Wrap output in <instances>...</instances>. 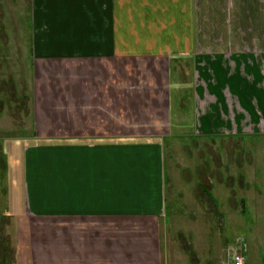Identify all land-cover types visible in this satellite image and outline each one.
<instances>
[{"label": "crops", "instance_id": "1", "mask_svg": "<svg viewBox=\"0 0 264 264\" xmlns=\"http://www.w3.org/2000/svg\"><path fill=\"white\" fill-rule=\"evenodd\" d=\"M32 1L34 121L41 137L57 139L25 150L24 205L13 218L14 264L56 263L52 240L36 236L55 220L80 227L84 246L80 253L74 246L76 256L82 255L77 258H111L113 248L122 247L114 227L153 230L166 219L163 144L79 140L74 134L115 130L114 106L120 115L147 106L146 112H163L164 91L168 98L178 85L172 77L181 57L201 73L196 78L194 70L187 80L201 135L217 136L227 128L242 133L247 127L259 133L264 78H226L224 69L234 61L257 73L253 67L264 53V0ZM211 64L219 78H207ZM142 83L146 92L139 90ZM125 98L130 102L122 105ZM69 235L60 236L66 246L59 255L64 247L72 252L65 242ZM100 236L106 254L95 241ZM40 242L45 245L38 250ZM2 244L8 254L9 242Z\"/></svg>", "mask_w": 264, "mask_h": 264}, {"label": "rangeland", "instance_id": "2", "mask_svg": "<svg viewBox=\"0 0 264 264\" xmlns=\"http://www.w3.org/2000/svg\"><path fill=\"white\" fill-rule=\"evenodd\" d=\"M32 2L0 0V172L3 173L0 177V264H14L16 221L13 218L21 214L24 205L25 150L49 139L38 134L34 121ZM213 56L212 62L216 65L218 55ZM187 60V57L180 58L172 77L177 78L178 85L168 91V98L164 91L163 112H146L147 106L138 114H130L128 110L120 115L114 106L116 118L113 121L118 126L115 130L102 129L88 136L74 134L79 140L162 143L166 219L159 220L153 230L138 224L124 231L116 226L114 240H120L122 247L117 243L120 248H113L111 258L96 259L92 254V259L83 260L77 258L81 254L76 256L74 252L76 247L80 253L84 246L78 240L80 227L66 226L55 220L49 228L44 226L43 232L36 231V236L43 233L48 242L52 240L48 244L56 252L55 264H231L237 254L244 256L245 264H264V126L257 134L255 128L247 127L242 133L238 128L237 131L227 128V132L217 136L201 135L187 82L194 77V70L196 78H201V73L196 65H187ZM231 62L224 69L226 78H264V53L259 56L260 66L253 67V72L257 71L255 75L247 72V65L228 63ZM214 65L209 66L207 78H219ZM131 85L133 88L135 84ZM138 85L139 90H145L143 83ZM133 91L131 89L130 93ZM129 102L127 98L120 100L122 105ZM166 102L171 113L167 112ZM152 109L155 110L154 106ZM85 233L88 237L91 235V232ZM64 234H70L65 242L67 249L71 245L72 252L64 247L63 255H59L60 247L66 246L58 242ZM135 239L142 243L138 244ZM3 240L5 244L9 242L8 254ZM102 240L100 236L95 241L99 250L104 251L106 246ZM41 243L38 250L45 245ZM38 261L43 264V260Z\"/></svg>", "mask_w": 264, "mask_h": 264}, {"label": "built area", "instance_id": "3", "mask_svg": "<svg viewBox=\"0 0 264 264\" xmlns=\"http://www.w3.org/2000/svg\"><path fill=\"white\" fill-rule=\"evenodd\" d=\"M231 264H245V258L241 254H237L232 258Z\"/></svg>", "mask_w": 264, "mask_h": 264}]
</instances>
